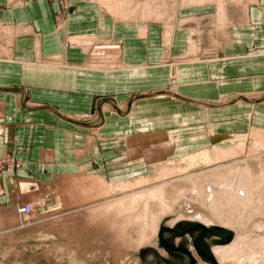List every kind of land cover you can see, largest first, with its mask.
I'll return each mask as SVG.
<instances>
[{"label": "crops", "instance_id": "crops-1", "mask_svg": "<svg viewBox=\"0 0 264 264\" xmlns=\"http://www.w3.org/2000/svg\"><path fill=\"white\" fill-rule=\"evenodd\" d=\"M70 75L69 84L42 83ZM142 89L234 112V128L216 136H264V0H0V160L18 161L0 171V208L20 181L84 171L89 141L80 142L94 119L77 118L93 108L102 117L114 96ZM154 130L118 138L146 168L129 137L163 131L189 142Z\"/></svg>", "mask_w": 264, "mask_h": 264}, {"label": "rangeland", "instance_id": "rangeland-1", "mask_svg": "<svg viewBox=\"0 0 264 264\" xmlns=\"http://www.w3.org/2000/svg\"><path fill=\"white\" fill-rule=\"evenodd\" d=\"M70 82L71 75L65 79L50 78L49 83H42L65 85ZM148 92L151 90L142 89L137 93L128 91L114 96L115 101L102 109L104 118L98 117L94 108L77 118L83 122L94 119V134L84 132L80 142L89 141L84 148L85 156L78 157V166L85 164L84 171L57 174L44 184L29 180L19 182L23 185H18L13 193L12 204L0 208V264H212L202 255L207 252L217 264H264V183L259 185L262 181L258 179L264 168V145L255 139L257 133L262 132L251 128L241 133L216 136L214 129L234 128V112L182 104L171 94ZM239 98L236 97L235 103L243 104ZM128 101L131 105L127 109ZM159 128L173 135L179 134L186 141L188 137L189 142L178 137L173 139L163 131L129 137L126 141L128 151L150 163L148 168L136 157L126 154L122 140L118 141L124 134ZM207 131L210 137H216L204 142ZM91 144L95 148L89 153ZM142 144L152 148L149 152L139 149ZM250 152L260 155L259 159H249ZM167 154L170 155L165 157ZM164 157L169 160L162 162ZM246 165L256 181L247 177ZM11 166L17 167L18 161L0 160V171ZM242 185L239 188L252 192L254 201L250 204L246 200L236 202L233 198L235 195L241 197L237 194V187ZM111 186H118V190L107 195L106 199L118 197L124 205L129 195H122L140 190L147 192V187L155 186L163 190L164 202L145 195L133 210L124 211L118 218V225L124 227L125 241L116 239L108 222L100 221L85 228L86 211L69 215L73 221L61 233L55 230L53 216L64 218L72 210L75 193L84 190L93 195ZM212 194L225 206L226 222L229 224L233 220V224H223L224 218L221 220L213 215L209 206ZM257 196L261 200H257ZM24 205L28 206L30 213L23 211ZM13 207L15 213L11 214L9 210ZM255 208L257 213H251ZM1 214H11L14 222H5ZM202 218L205 219L200 220ZM194 223L205 224L204 234H211H201L197 241L200 232L197 229L189 231ZM213 226L229 230L231 240L227 242L226 234L220 230L211 232ZM164 228L180 229L182 233H170ZM140 234L144 235L145 241H134ZM237 241L243 244L233 247Z\"/></svg>", "mask_w": 264, "mask_h": 264}, {"label": "bare ground", "instance_id": "bare-ground-1", "mask_svg": "<svg viewBox=\"0 0 264 264\" xmlns=\"http://www.w3.org/2000/svg\"><path fill=\"white\" fill-rule=\"evenodd\" d=\"M93 68L95 67V66H92ZM97 67V66H96ZM258 134V137H255V139H256V141H260V143L261 144H263L264 145V137H263V135L261 134V133H257ZM129 145H132V144H130L129 143ZM252 152H250L249 154L251 155V156H249V159H254V160H257V159H259L258 157H260V155H252L251 154ZM224 158V157H223ZM227 158H228V156H227ZM250 168V167H249ZM248 168V166L246 165L245 167H244V171H245V173H246V175H247V177L248 178H251V179H254L253 178V176L251 175V172H250V169ZM230 170V172L232 171V168H230L229 169ZM242 170V169H241ZM236 174V173H235ZM237 175H239V174H237ZM236 175V176H237ZM240 176V175H239ZM245 177V176H244ZM235 178V177H234ZM237 178V177H236ZM239 178V177H238ZM222 179V177L221 178H218L217 179V181H219V180H221ZM259 180H261L262 182H260V184L259 185H261V183H264V168L262 169V172L260 173V177L258 178ZM239 180V179H238ZM102 181V180H101ZM216 181V180H215ZM235 181V180H234ZM254 181H256L255 179H254ZM103 182H101V184H102ZM253 183V182H252ZM232 184V183H231ZM162 185V184H161ZM221 185V184H220ZM222 185H224V184H222ZM255 187L256 186H259V185H257V184H253ZM263 185V184H262ZM103 186V185H102ZM121 186V185H120ZM119 186V187H120ZM157 186H159V185H157ZM157 186H155V187H147V192H141V190L140 191H137V192H134V194L133 193H129V194H124V195H122V196H128L129 198L127 199L128 201H127V203L124 205V201L123 200H118L119 198L117 197V198H114V199H106V197H107V195H110V193H113L114 191H117L118 190V186H111L112 188H110V189H108V188H106V190H102L100 193H97V194H93V195H91V194H88L86 191H84V190H79L78 192H77V194L75 193L74 194V196H76V197H78L77 199H76V197H75V199H72L73 200V205H71V208H72V210H70V212L69 213H67L66 214V216H64V218H59V217H56V216H53V218L56 220L55 222H54V224H53V227L55 228V230H57L58 232H62L63 231V229H67V227L69 226V224H71V222L73 221V219H72V216L70 217L69 215H71V214H73L74 215V212H76V213H80V212H82V211H86V212H88L87 213V215H86V221H84V224L86 225V227L85 228H88V227H92V226H94V224L96 225V224H99V222L100 221H103V222H108L109 223V225H110V229L112 230L113 229V231H114V233H115V235H116V239L117 240H120V238H122V241H123V239H124V236H125V233H124V227H123V225H121V226H119L118 224H119V222H118V218L120 217V216H122L123 214H124V211H126V210H128V212L136 205V203L138 202V200L140 201V199L142 198V197H144L145 195H149V196H154V198H158V199H161V202L164 200V199H162L163 198V190L159 187V188H157ZM233 185H231V187H232ZM212 187V186H211ZM239 187H243V185L242 186H238L237 187V190H239L238 192H237V194H239V196H244V199H242L241 200V197H237L236 195L235 196H233V198H234V200H235V198H236V202H245V200H246V203L248 202V204H250V203H252L254 200H253V195H252V192L251 191H249L248 193L246 192V191H244L242 188H239ZM155 188V189H154ZM108 189V190H107ZM145 189V188H144ZM150 189V190H149ZM213 189V188H212ZM245 189V188H244ZM162 190V191H161ZM222 190H224V187H222ZM225 190H227V188L225 189ZM262 190V189H261ZM234 191H235V189H234ZM229 192V191H228ZM216 193V192H215ZM131 194V195H130ZM197 195H200V193L198 192L197 193ZM211 196H213V194L211 195ZM259 196V195H258ZM256 197L257 198V200H261L259 197ZM216 197V196H215ZM215 197L213 196V198L211 199V201H209V206L211 207V209H212V212L214 213L213 215L216 217V218H218V219H221V220H223V218H224V221H222L223 222V224H226V225H229V224H233L232 223V221L233 220H230L229 221V224L226 222V215H224V213H223V211H225V206L221 203V202H218V200L217 199H215ZM122 199V198H121ZM207 201V200H206ZM129 202V203H128ZM141 202V201H140ZM164 202V201H163ZM225 202V201H224ZM202 203V202H201ZM147 204V203H146ZM225 205H226V203H225ZM74 207V208H73ZM146 208L148 207L147 205L145 206ZM209 207V208H210ZM232 208V207H231ZM235 208V207H234ZM133 210V209H132ZM236 210V209H235ZM10 211V213L12 214V213H15V211H14V207H13V209H10L9 210ZM30 210L28 209V213H30L29 212ZM147 211V210H146ZM165 211V210H164ZM230 211H232V210H230ZM234 211V210H233ZM243 211V210H242ZM132 212H134V211H132ZM236 212V211H235ZM238 212V211H237ZM257 213V211H256V208L255 209H251V213ZM223 213V214H222ZM244 213V212H243ZM9 215V216H5V214H4V216H3V214H1L2 215V219H4L5 218V222L6 221H10V222H14V219L12 218V215ZM242 214V213H241ZM245 215V214H244ZM130 216V215H129ZM234 216V215H233ZM233 216L231 217V218H233ZM236 216V215H235ZM237 217V216H236ZM242 217V216H241ZM16 218V217H15ZM146 218V217H145ZM139 219H141V218H139ZM138 219V220H139ZM203 219H205V218H202V219H200V220H203ZM242 219V218H241ZM3 221V222H4ZM140 221H142V219L140 220ZM143 221H144V219H143ZM240 221V220H239ZM49 222V221H48ZM53 222V221H52ZM207 222V221H206ZM211 222V221H210ZM237 222V221H236ZM2 223V222H1ZM152 223V222H151ZM153 223H155V222H153ZM209 223V222H208ZM242 223V222H241ZM44 224V223H43ZM49 224V223H48ZM142 224V223H141ZM157 224V223H156ZM175 224V223H174ZM194 224H199V225H201L200 223H194ZM236 224V223H235ZM234 224V225H235ZM137 225V224H136ZM193 225V224H192ZM191 225V226H192ZM205 225V224H204ZM203 224H202V226L205 228V226H204ZM191 226L189 227V231H192V229H194V228H191ZM139 227V226H138ZM97 228V227H96ZM151 229H152V227H151ZM164 229H169V228H164ZM206 229V228H205ZM224 229V228H223ZM221 227H219V226H213V227H211V229H210V231L212 232L213 230H220V231H222V232H224L225 234H226V241L228 242V241H230L231 240V237H232V233L229 231V230H227V229H225V230H223ZM155 230V229H154ZM207 231V230H206ZM119 232H120V234H119ZM122 232V233H121ZM205 233V230L203 231V236L204 235H206L207 236V234H204ZM209 234H211L210 232H209ZM160 237V236H159ZM145 237H144V235L143 234H140L139 235V237L138 238H134L133 240L134 241H139V242H142L143 241V239H144ZM146 239V238H145ZM145 239H144V241H145ZM240 239H243L244 240V238H240ZM247 239V238H246ZM243 240H242V242H243ZM124 241H125V239H124ZM247 241V240H246ZM202 245L201 246H203V239H202ZM241 241H237L236 243H235V245L233 246V247H236V245H238L239 243H242ZM126 243V242H125ZM132 243V245H133V242H131ZM138 243V242H137ZM246 243V242H245ZM143 244H144V242H143ZM243 244V243H242ZM241 245V244H240ZM134 246V245H133ZM139 246H141V245H139ZM138 246V247H139ZM199 246V245H198ZM239 247V246H238ZM257 255V254H256ZM254 257V256H253ZM255 258H257V256L255 257ZM214 259V258H213ZM258 259V258H257ZM256 260V259H255ZM215 261V260H214ZM240 261V260H239Z\"/></svg>", "mask_w": 264, "mask_h": 264}, {"label": "water", "instance_id": "water-1", "mask_svg": "<svg viewBox=\"0 0 264 264\" xmlns=\"http://www.w3.org/2000/svg\"><path fill=\"white\" fill-rule=\"evenodd\" d=\"M191 228L197 229L200 232V235H198L197 241H199V239L201 238V234H203L204 231V227L202 225L199 224H193L191 226ZM223 229V228H222ZM168 232L170 233H176V234H180L182 233V230L180 229H175V228H170V229H166ZM225 230V229H223ZM183 231L185 232L186 230L183 229ZM206 234H209V232H206ZM198 251H200L199 247H195ZM202 255H204L210 262H212V264H217L216 261H214L213 257L207 252V253H202Z\"/></svg>", "mask_w": 264, "mask_h": 264}, {"label": "built area", "instance_id": "built-area-1", "mask_svg": "<svg viewBox=\"0 0 264 264\" xmlns=\"http://www.w3.org/2000/svg\"><path fill=\"white\" fill-rule=\"evenodd\" d=\"M25 206V210L23 209V211H27L28 210V206L27 205H24Z\"/></svg>", "mask_w": 264, "mask_h": 264}]
</instances>
